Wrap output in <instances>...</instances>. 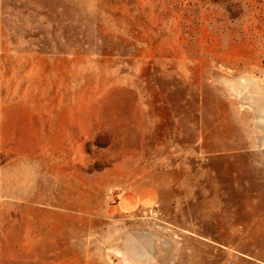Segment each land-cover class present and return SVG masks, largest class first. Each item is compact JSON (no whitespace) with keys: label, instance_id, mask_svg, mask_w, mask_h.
<instances>
[{"label":"rangeland","instance_id":"rangeland-1","mask_svg":"<svg viewBox=\"0 0 264 264\" xmlns=\"http://www.w3.org/2000/svg\"><path fill=\"white\" fill-rule=\"evenodd\" d=\"M0 264H264V0H0Z\"/></svg>","mask_w":264,"mask_h":264}]
</instances>
